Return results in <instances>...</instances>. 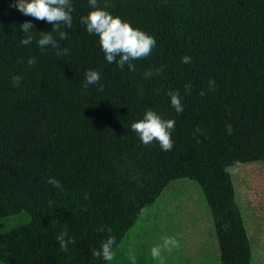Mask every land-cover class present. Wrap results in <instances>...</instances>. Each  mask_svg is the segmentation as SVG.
<instances>
[{
    "label": "trees",
    "instance_id": "trees-1",
    "mask_svg": "<svg viewBox=\"0 0 264 264\" xmlns=\"http://www.w3.org/2000/svg\"><path fill=\"white\" fill-rule=\"evenodd\" d=\"M14 3L0 0V264H108L92 251L110 235L113 252L120 248L140 214L185 179L209 209L218 263L252 264L230 169L264 162V0H108L111 15L156 39L135 72L108 63L86 31L88 0H71L61 56L37 44L53 26ZM25 21L34 25L29 45L20 42ZM88 70L101 79L84 88ZM170 91L179 92L183 113ZM149 109L175 120L171 151L144 145L131 130ZM61 232L75 240L67 252Z\"/></svg>",
    "mask_w": 264,
    "mask_h": 264
},
{
    "label": "rangeland",
    "instance_id": "rangeland-1",
    "mask_svg": "<svg viewBox=\"0 0 264 264\" xmlns=\"http://www.w3.org/2000/svg\"><path fill=\"white\" fill-rule=\"evenodd\" d=\"M236 199L252 247V264H264V162L230 169ZM4 227L0 226V231ZM174 237L180 247L153 259L151 248ZM108 264H219L209 209L199 186L190 180L171 182L142 212Z\"/></svg>",
    "mask_w": 264,
    "mask_h": 264
},
{
    "label": "clouds",
    "instance_id": "clouds-1",
    "mask_svg": "<svg viewBox=\"0 0 264 264\" xmlns=\"http://www.w3.org/2000/svg\"><path fill=\"white\" fill-rule=\"evenodd\" d=\"M89 7L92 9L86 16L81 17V23L86 26V31L89 34H95L99 38V44L108 63H115L123 70L125 65L132 72L136 71V65L134 61L144 59L152 54L153 49L156 46V39L145 32L133 28L129 23L122 21L121 18L111 15L107 10L110 7L108 0H103V7H100V0H88ZM22 14L31 16L36 20L46 21L51 24V32H40V38L37 40V44L41 49L51 48L55 50L57 56L67 55L68 49L61 48L60 41L67 38V33L60 30L61 25L68 28L72 27L73 17L72 12L75 10L71 0H15L13 5ZM23 32V38L21 44L29 45L33 41V34L31 31L34 25L31 21H25L19 26ZM52 32L58 34V39L55 38ZM29 66H33L36 63L35 58H29L27 61ZM182 63H191V57L184 56ZM163 69H156L153 71H147L143 75L145 79H151L153 76H159L162 74ZM86 81L84 88L89 85H96L101 75L98 71L88 70L85 73ZM21 77L19 75L12 77V83L14 86H19ZM209 87L215 88V81H209ZM191 85L186 84L185 89L190 90ZM102 90V88H101ZM204 95L203 92L200 93ZM170 97V104L177 114H181L184 111V105L180 97L179 92L170 91L167 93ZM175 127V120L163 119L157 112L153 110H146L143 119L132 123L131 130L135 132L141 142L144 145H150L154 141L158 142L162 151L168 152L173 148V140L171 132ZM199 132V128L196 129ZM226 131L229 135L232 134L233 129L229 124L226 127ZM47 183L63 191V186L60 181L55 178H49ZM85 199H88L85 194ZM51 205L52 202L50 201ZM111 232V229H107ZM56 239L59 241L62 251L67 252L68 246L71 243H75L74 239L68 238L67 232H61ZM115 237L109 236L104 242H102L99 250L94 249L92 256L96 258H102L104 261H112L114 257L113 245L115 244ZM179 241L174 238H166L162 245L154 246L151 248V256L153 259H160L163 251H171L173 248H179ZM129 259L135 264L136 257L130 252Z\"/></svg>",
    "mask_w": 264,
    "mask_h": 264
}]
</instances>
